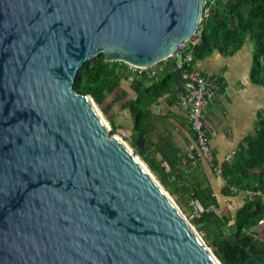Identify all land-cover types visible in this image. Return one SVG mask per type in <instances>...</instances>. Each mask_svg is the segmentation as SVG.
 Here are the masks:
<instances>
[{
    "label": "water",
    "instance_id": "water-1",
    "mask_svg": "<svg viewBox=\"0 0 264 264\" xmlns=\"http://www.w3.org/2000/svg\"><path fill=\"white\" fill-rule=\"evenodd\" d=\"M206 2L0 0V264H216L139 162L144 133L130 151L74 88L99 53L180 74Z\"/></svg>",
    "mask_w": 264,
    "mask_h": 264
},
{
    "label": "trees",
    "instance_id": "trees-1",
    "mask_svg": "<svg viewBox=\"0 0 264 264\" xmlns=\"http://www.w3.org/2000/svg\"><path fill=\"white\" fill-rule=\"evenodd\" d=\"M200 27L202 36L194 50L195 62L216 50L232 55L251 40L254 52L250 77L255 84L264 86V0H207ZM166 65V71L159 77L150 76L148 71L132 72L123 61H107L104 53H99L79 68L74 88L79 93L89 94L97 104L111 94H115V101L123 100L122 106L130 113L135 133L131 146L136 148L139 134L144 133L145 144L139 155L181 208H192L194 197L205 206H215L214 211L193 218L192 222L204 233L222 264H240L251 256L264 260V240L253 230L264 220V110L258 114L253 133L241 144L234 158L222 167L228 191L230 186H236L251 190L255 195L235 216L221 215L216 211L219 204L212 186L193 177L194 166L199 162L185 163L184 156H180L167 160L166 168V159L157 158V146L149 149L151 106L173 92L176 82L182 78V73L172 67L171 58ZM125 82L137 92L135 97L124 87ZM111 125L110 134L116 131L113 121ZM232 220L234 223L230 224ZM248 264L262 263L252 260Z\"/></svg>",
    "mask_w": 264,
    "mask_h": 264
},
{
    "label": "crops",
    "instance_id": "crops-1",
    "mask_svg": "<svg viewBox=\"0 0 264 264\" xmlns=\"http://www.w3.org/2000/svg\"><path fill=\"white\" fill-rule=\"evenodd\" d=\"M248 40L242 48L232 55H224L214 51L210 56L197 60L195 66L209 80L218 84L216 96L208 103L205 115L211 126V143L216 158L214 165L201 160L194 166L193 177L209 183L218 200L216 211L221 215H233L244 206L248 199L255 195L247 190L239 189L233 192L223 175V165L232 160L242 143L250 136L256 125L258 114L264 110V86L257 85L250 77L253 54ZM250 43V42H249ZM167 60L152 66L159 77L166 71ZM181 61L177 60L179 65ZM176 71L177 69L172 66ZM180 68V67H179ZM178 72V71H177ZM124 87L134 97L137 92L131 90L128 82ZM184 91V82L180 78L173 92L160 97L152 104L150 117L151 132L148 145L153 150L157 146V158H164L166 168L168 161L176 157L186 156L190 146L195 142V136L190 128L187 111L177 103L179 95ZM133 93V94H132ZM233 157H230V156ZM218 166L220 170L216 169ZM215 208V206H214ZM234 220L230 224H233ZM257 237L264 240V220L253 228Z\"/></svg>",
    "mask_w": 264,
    "mask_h": 264
},
{
    "label": "built area",
    "instance_id": "built-area-1",
    "mask_svg": "<svg viewBox=\"0 0 264 264\" xmlns=\"http://www.w3.org/2000/svg\"><path fill=\"white\" fill-rule=\"evenodd\" d=\"M208 12V10H207ZM202 27L200 24L195 32L187 39L179 42L173 54L177 60H181L179 67L182 73L184 82V91L179 95L177 103L187 111L190 128L194 133L195 142L190 146L187 155L184 157V162L198 163L201 160L207 161L214 165L216 158L214 147L211 143V126L205 115V109L208 103L216 96L219 86L216 82L211 81L207 76L198 69L195 64V47L201 41ZM169 56L167 59L171 58ZM129 69L132 72L148 71L150 76H156L157 72L151 70V67L144 68L131 64ZM132 80V77L130 78ZM230 157H233L232 155ZM216 169H221L215 166ZM233 192L239 190L236 186H231ZM249 193H255L247 190ZM192 219L199 218L205 213H210L215 210L214 206H205L197 198H192Z\"/></svg>",
    "mask_w": 264,
    "mask_h": 264
},
{
    "label": "rangeland",
    "instance_id": "rangeland-1",
    "mask_svg": "<svg viewBox=\"0 0 264 264\" xmlns=\"http://www.w3.org/2000/svg\"><path fill=\"white\" fill-rule=\"evenodd\" d=\"M249 42H248V44H251V46H252V54H253V52H254V43L251 40ZM130 94H131V91H130ZM114 96H115V94L109 95V97L106 100H104V102L101 103V104H97L94 101V105L96 107V110L99 111L100 114L102 115V117H104V119H106V121H108V123L110 124V126H111L110 127V131L112 130L111 122L113 121L115 123V125H116V131L114 133H112V134H114V135H116V134L120 135L124 139V141L128 144V146H130V148H132V150H134L135 147H132L131 146V140L134 138L135 133H133L134 132L133 131V128H132L133 123H132V120H131V117H130V113H129V111L127 109H125L122 106L123 100L122 101H115L114 100V98H115ZM138 156H139V158L141 160H143L140 155H138ZM143 162H145V161L143 160ZM146 165H147V163H146ZM155 177L158 179V177L156 175H155ZM158 181H159V179H158ZM161 185H162V183H161ZM171 197L174 199V197L172 195H171ZM180 209L183 210V212L186 214V216L189 219V221L195 226L196 230L199 232V234L207 242L206 237L204 236V233H202L200 230H198V228L196 227V225L192 222V213H193L192 212V208H188V210H187V209H184V208H181L180 207ZM207 244H208V242H207ZM208 246H209V244H208Z\"/></svg>",
    "mask_w": 264,
    "mask_h": 264
},
{
    "label": "bare ground",
    "instance_id": "bare-ground-1",
    "mask_svg": "<svg viewBox=\"0 0 264 264\" xmlns=\"http://www.w3.org/2000/svg\"><path fill=\"white\" fill-rule=\"evenodd\" d=\"M97 106V105H96ZM99 112V111H98ZM99 114H100V112H99ZM100 116L102 117V115L100 114ZM102 120L104 121V123H105V125H106V127L108 128V130H109V132H110V124L108 123V121H106V119H104V117H102ZM117 139H119V140H121L128 148H129V150L130 151H133L132 150V148H130V146H128V144L124 141V139L120 136V135H118V134H116V135H114ZM138 157V156H137ZM138 160H139V162L147 169V170H149V167L146 165V163L145 162H143V160H141L139 157H138ZM151 171V170H150ZM152 173V172H151ZM152 176L154 177L155 175L152 173ZM157 181H158V179L156 178V177H154ZM158 183H160L159 181H158ZM160 185H161V183H160ZM162 186V185H161ZM171 197V196H170ZM172 198V197H171ZM173 199V198H172ZM173 201H174V199H173ZM175 202V201H174ZM185 214V213H184ZM185 216H186V214H185ZM187 217V216H186ZM188 219V218H187ZM189 220V219H188ZM212 252V251H211ZM213 253V252H212ZM213 255H214V253H213ZM214 260H215V263L216 264H222V262L220 261V260H217V258H215L214 257Z\"/></svg>",
    "mask_w": 264,
    "mask_h": 264
}]
</instances>
